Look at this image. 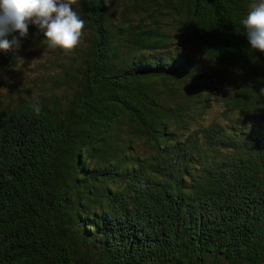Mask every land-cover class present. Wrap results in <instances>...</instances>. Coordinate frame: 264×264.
Masks as SVG:
<instances>
[{"label": "trees", "instance_id": "16d2710c", "mask_svg": "<svg viewBox=\"0 0 264 264\" xmlns=\"http://www.w3.org/2000/svg\"><path fill=\"white\" fill-rule=\"evenodd\" d=\"M252 2L78 0L84 35L49 88L0 89V264H264ZM20 41L47 47L31 24Z\"/></svg>", "mask_w": 264, "mask_h": 264}, {"label": "clouds", "instance_id": "9594fccd", "mask_svg": "<svg viewBox=\"0 0 264 264\" xmlns=\"http://www.w3.org/2000/svg\"><path fill=\"white\" fill-rule=\"evenodd\" d=\"M77 3L78 0H0V49L19 48L20 38L28 36L31 24L43 34L49 49L72 51L80 43L85 27V20L74 8ZM241 24L251 49L264 52V0L249 4ZM259 94L264 95V87ZM34 108L38 113L39 106Z\"/></svg>", "mask_w": 264, "mask_h": 264}, {"label": "rangeland", "instance_id": "374dc122", "mask_svg": "<svg viewBox=\"0 0 264 264\" xmlns=\"http://www.w3.org/2000/svg\"><path fill=\"white\" fill-rule=\"evenodd\" d=\"M174 42V44L171 43L172 46L190 52L192 55H199L197 51L182 44L178 39ZM11 49L15 52L14 63L10 68L7 67L0 73L2 80L0 89L3 93L2 104H8L11 98L18 99L19 96H27L29 92L35 95L40 88H49L48 83L51 75L55 74L56 76V69H59V65L63 60L56 55L55 49H49L46 46L32 48L29 44L25 45L20 41L19 48ZM2 60L4 62V59ZM215 99L217 100V98ZM220 110L221 104H215L206 114V119L204 118L201 123L198 122L194 127L207 123L209 119L218 117Z\"/></svg>", "mask_w": 264, "mask_h": 264}]
</instances>
